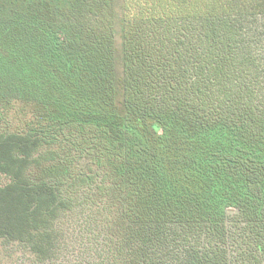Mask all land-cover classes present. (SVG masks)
I'll list each match as a JSON object with an SVG mask.
<instances>
[{"label":"trees","instance_id":"trees-1","mask_svg":"<svg viewBox=\"0 0 264 264\" xmlns=\"http://www.w3.org/2000/svg\"><path fill=\"white\" fill-rule=\"evenodd\" d=\"M121 11L118 76L115 0H0V242L101 213L92 264H264V0Z\"/></svg>","mask_w":264,"mask_h":264},{"label":"rangeland","instance_id":"rangeland-1","mask_svg":"<svg viewBox=\"0 0 264 264\" xmlns=\"http://www.w3.org/2000/svg\"><path fill=\"white\" fill-rule=\"evenodd\" d=\"M121 2L122 0H115V32H116V50L114 53V62L117 75L120 76L123 72V51H122V30H121ZM7 121L11 128L21 127L20 122L25 117L20 113L18 116L14 115L13 111H6ZM7 179L0 176V185L5 184ZM92 202V201H91ZM89 207V204H85ZM119 210L118 202L113 204ZM119 212L113 213V216L118 215ZM92 221L90 224V233L87 235L83 230L88 227L89 217L82 219L80 216L70 217L65 222V245L60 257L53 262L44 264H92L97 259L94 250H88L87 247L93 245L100 237L113 236L115 239H122L120 229L114 231L112 226L107 225L103 214H90ZM119 240V241H120ZM0 264H35L33 257L23 251L19 246L11 243L0 242ZM40 264V263H36ZM104 264H111L109 259H105Z\"/></svg>","mask_w":264,"mask_h":264}]
</instances>
